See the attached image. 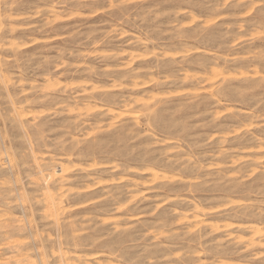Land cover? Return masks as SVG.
Here are the masks:
<instances>
[{"label": "rangeland", "instance_id": "374dc122", "mask_svg": "<svg viewBox=\"0 0 264 264\" xmlns=\"http://www.w3.org/2000/svg\"><path fill=\"white\" fill-rule=\"evenodd\" d=\"M0 213V264H264V0H0Z\"/></svg>", "mask_w": 264, "mask_h": 264}, {"label": "bare ground", "instance_id": "6f19581e", "mask_svg": "<svg viewBox=\"0 0 264 264\" xmlns=\"http://www.w3.org/2000/svg\"><path fill=\"white\" fill-rule=\"evenodd\" d=\"M36 181V180H35ZM44 197H49V195L48 196H44ZM58 198V197H57ZM47 200V199H46ZM52 201V200H51ZM57 201V200H56ZM49 203V202H48ZM54 203H56V202H54ZM58 203V202H57ZM46 205V204H45ZM53 205V204H52ZM48 206V205H47ZM49 207V206H48ZM1 214V213H0ZM4 214V213H3ZM4 216H5V214H4ZM7 216V215H6ZM1 222V221H0ZM2 226V225H1ZM21 229V228H20ZM3 230V229H2ZM248 230H249V228H248ZM261 229H259V231H260ZM249 231H252V229H250ZM261 232V231H260ZM17 240V239H16ZM15 240H12L11 238H6L5 239V245H7V246H9V247H14L13 249H15L16 248V250H17V257L16 256H14V260H13V264H21V262H22V260L18 257V256H21V254H20V246H19V243L18 242H14ZM3 242V241H2ZM1 242V243H2ZM3 245V244H2ZM1 247V246H0ZM12 249V250H13ZM20 250V251H19ZM24 256V255H23ZM26 256V255H25ZM8 258H10V256L8 257ZM12 258V257H11ZM11 260V259H10ZM27 260V259H26ZM6 261V260H5ZM7 263H9V262H6L5 264H7Z\"/></svg>", "mask_w": 264, "mask_h": 264}]
</instances>
